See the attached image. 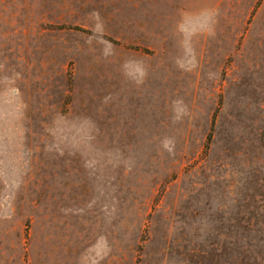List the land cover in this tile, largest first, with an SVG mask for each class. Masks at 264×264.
Instances as JSON below:
<instances>
[{
	"label": "rangeland",
	"instance_id": "rangeland-1",
	"mask_svg": "<svg viewBox=\"0 0 264 264\" xmlns=\"http://www.w3.org/2000/svg\"><path fill=\"white\" fill-rule=\"evenodd\" d=\"M0 264H264V0H0Z\"/></svg>",
	"mask_w": 264,
	"mask_h": 264
}]
</instances>
